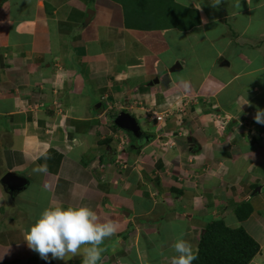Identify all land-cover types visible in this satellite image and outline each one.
Returning a JSON list of instances; mask_svg holds the SVG:
<instances>
[{
	"label": "crops",
	"instance_id": "crops-1",
	"mask_svg": "<svg viewBox=\"0 0 264 264\" xmlns=\"http://www.w3.org/2000/svg\"><path fill=\"white\" fill-rule=\"evenodd\" d=\"M155 1L0 0V181H26L0 182V264H79L23 241L61 205L118 224L99 264H171L170 246L197 250L213 221L243 229L264 264V93L249 87L264 80V0ZM121 112L138 136L113 125Z\"/></svg>",
	"mask_w": 264,
	"mask_h": 264
},
{
	"label": "clouds",
	"instance_id": "clouds-1",
	"mask_svg": "<svg viewBox=\"0 0 264 264\" xmlns=\"http://www.w3.org/2000/svg\"><path fill=\"white\" fill-rule=\"evenodd\" d=\"M182 83L187 89L188 83ZM247 103L245 99L244 104ZM122 113L124 112L119 114ZM254 121L264 125V109H257ZM33 171L47 173V165L37 166ZM117 230L118 224L115 221L109 219L106 222H100L97 213L86 205L79 207L61 205L46 208L41 212L25 230L23 241L30 250L38 253L39 257L45 261L65 260L66 257L71 259L82 255L83 264H99L104 252L101 245L106 239L114 236ZM172 250L175 255L170 258L171 264H193L198 259V250H194L193 245L183 237L178 238L172 244Z\"/></svg>",
	"mask_w": 264,
	"mask_h": 264
},
{
	"label": "trees",
	"instance_id": "trees-1",
	"mask_svg": "<svg viewBox=\"0 0 264 264\" xmlns=\"http://www.w3.org/2000/svg\"><path fill=\"white\" fill-rule=\"evenodd\" d=\"M249 212V205L242 203L234 213L241 220ZM258 249V243L243 229L232 230L222 221H213L200 237L198 259L193 264H248Z\"/></svg>",
	"mask_w": 264,
	"mask_h": 264
},
{
	"label": "rangeland",
	"instance_id": "rangeland-1",
	"mask_svg": "<svg viewBox=\"0 0 264 264\" xmlns=\"http://www.w3.org/2000/svg\"><path fill=\"white\" fill-rule=\"evenodd\" d=\"M144 1V0H143ZM151 3H152V6L155 8L156 7V1L155 0H151ZM222 24H216V29H217V27L219 28L220 26H221ZM216 29H214L215 31H217ZM231 33H234V35L236 34V31H234V29L231 31ZM219 34V33H218ZM238 34V33H237ZM236 34V35H237ZM250 34V33H249ZM213 36H217V34H214ZM262 42L264 43V37H263V41H261V44H262ZM264 44H262L261 45V49H260V51H258V53L259 54H261L262 56H263V58H264ZM263 65V62H261L260 64H258V62L257 61H254L253 62V64H252V67L253 68H258V66H262ZM263 67V66H262ZM263 71L261 72V73H263L264 74V68L262 69ZM259 75H261V76H259ZM253 77V82L251 83V84H249V87H252V86H255V85H257L259 88H260V93L261 94H263L264 93V80H262L263 79V75L262 74H255V75H253L252 76ZM263 88V89H262ZM256 91V90H255ZM261 91H263V92H261ZM257 93H259V92H257ZM257 93H254L255 94V96L257 95ZM260 94V95H261ZM257 97V96H256ZM262 97V96H261ZM260 98V97H259ZM262 98H260V100H261ZM244 101V100H243ZM252 104H255V102H254V100H252V101H248V106L249 105H252ZM261 105H263V102H261L260 103ZM247 105V104H246ZM120 143L121 144H123L124 143V140L123 139H120ZM160 241V240H159ZM256 241V240H255ZM160 242H162V241H160ZM257 242V241H256ZM258 243V242H257ZM105 244H110V245H112V247H113V249H116L117 248V244H118V242L116 241L115 242V240H113V239H109V240H105L104 241V243L101 245V247L102 248H105L104 247V245ZM110 245H106V247L107 248H109V250L107 251L106 249V252H109V251H111L110 249L112 248ZM259 245V244H258ZM260 245H259V249H258V252L256 253V255L255 256H258V254H260V250H262V249H260ZM168 253H173L174 251L172 250V245L170 246V248H169V250L167 251ZM175 254V253H174ZM255 256H254V258H255ZM253 258V259H254ZM252 259V260H253ZM78 260H79V264H83V258H81V257H79V258H76V263H78ZM105 261V263L107 262V260H108V258L107 257H101V261ZM142 262H144V260H145V257H142ZM252 260L248 263V264H251V262H252ZM168 261V260H167ZM55 262V261H54ZM133 256H131V258L129 259V260H127L126 261V264H139V262H137V261H135V262H133ZM160 261H158V263H159ZM168 262H170L171 263V261L169 260ZM50 264V263H49ZM108 264H113V263H108ZM115 264H117V263H115Z\"/></svg>",
	"mask_w": 264,
	"mask_h": 264
},
{
	"label": "water",
	"instance_id": "water-1",
	"mask_svg": "<svg viewBox=\"0 0 264 264\" xmlns=\"http://www.w3.org/2000/svg\"><path fill=\"white\" fill-rule=\"evenodd\" d=\"M114 125L121 130L126 132H131L134 136L139 135V130L136 121L126 113L119 114L114 119ZM17 180L15 185L14 182ZM1 184L6 186L9 190H19V188L26 184L24 179H18V177L13 176L12 174L8 173L1 179ZM21 184V185H20Z\"/></svg>",
	"mask_w": 264,
	"mask_h": 264
},
{
	"label": "built area",
	"instance_id": "built-area-1",
	"mask_svg": "<svg viewBox=\"0 0 264 264\" xmlns=\"http://www.w3.org/2000/svg\"><path fill=\"white\" fill-rule=\"evenodd\" d=\"M156 119H157L158 121H160V120L162 119V117H161V116H157Z\"/></svg>",
	"mask_w": 264,
	"mask_h": 264
}]
</instances>
